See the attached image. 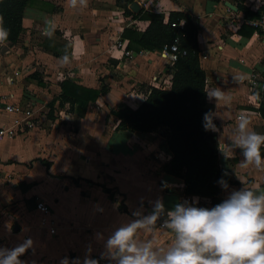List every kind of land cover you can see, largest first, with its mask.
Masks as SVG:
<instances>
[{"label": "crops", "instance_id": "obj_1", "mask_svg": "<svg viewBox=\"0 0 264 264\" xmlns=\"http://www.w3.org/2000/svg\"><path fill=\"white\" fill-rule=\"evenodd\" d=\"M132 1L137 11L163 16L168 12L188 14L196 26L199 52L205 56L198 61L205 74V91L220 89L224 93L223 99L209 101L205 96V100L206 113L214 117L218 129L214 131L217 145L223 144L222 151L230 157L225 160L218 154L221 173L225 168L230 173L224 177L229 188L219 185L218 193L206 202L207 207L221 202L233 189L256 185L264 189V169L241 168L243 157L238 149L230 150L228 139L240 114L248 116L250 129L264 133V120L247 102L249 76L254 74L260 80L264 69V36L256 29L246 34L255 18L248 19L237 9L227 10L225 3L235 7L236 0ZM242 4L256 11L264 6V0H243ZM133 19L137 30L146 27V20L122 14L115 0H88L87 7L75 8L68 0H30L23 9L17 41L0 43L4 47L0 78L3 69L25 68L26 75L35 72L45 83L38 87L26 75L17 78L15 86L0 80V95L25 89L48 101L59 93L60 74L85 88H106L87 102L81 116L67 112L66 104L59 106L54 101L52 117H46L37 130L18 134L17 145L13 141L16 135L0 138L9 141L7 147L0 148L6 153L0 154V246L11 248L31 239L38 255L34 262L30 247L20 256L24 264H60L64 257L69 258V264H77L75 258L82 264L89 251L100 259L107 237L118 227L150 214L157 198H162L166 213L185 195L181 179L163 168L170 154L167 160L154 155L164 141V128L144 133L115 129L117 119L111 110L136 108L143 98L138 84L164 81L166 88L172 74L167 54L142 50L131 51L126 57L112 48L118 31ZM65 55L67 63L62 59ZM5 117H1L0 125L8 122ZM260 151L264 157V145ZM236 176L245 183L242 185ZM104 188L110 190V196ZM34 196L48 204L56 219L54 234L40 227L46 241L39 240L44 235L38 237L35 230H27L40 229ZM98 206L103 212L96 210ZM24 215L35 217V221L21 225L17 218ZM97 232L102 234L100 238L95 236ZM136 239L167 249L173 234L155 227L151 232L138 230ZM100 264L115 261L100 259Z\"/></svg>", "mask_w": 264, "mask_h": 264}, {"label": "trees", "instance_id": "obj_2", "mask_svg": "<svg viewBox=\"0 0 264 264\" xmlns=\"http://www.w3.org/2000/svg\"><path fill=\"white\" fill-rule=\"evenodd\" d=\"M243 0H236L235 7L248 19L257 18L264 9L251 11L242 4ZM30 0H0V24L8 30L5 43L13 44L21 33V18L23 9ZM132 0H115V5L122 8V14L147 21L146 27L139 31L132 25L122 28L120 38L126 40V48L133 52L140 50L159 51L164 43H168L178 36V49L184 50L178 54L171 64L172 74L166 88L153 87L145 83L137 85L143 95L136 108L125 106L111 110L116 117L115 129L134 131L139 133L164 128L166 135L160 143V149L170 154L164 164L165 172L181 179L182 192L185 195H197L212 199L219 190L217 181L222 173L218 165L217 142L214 131H205L203 116L206 113L205 74L199 66V49L196 42V26L190 16L184 12H168L166 16L145 10L131 12L127 5ZM183 20L181 28L171 27L170 23ZM244 24H241L242 28ZM255 27H247L246 34H250ZM4 47L0 46V52ZM32 72L25 76L32 79L37 86L45 83ZM258 83L257 112L264 120V69L260 72ZM59 93L46 102L48 112L46 117H52V104L57 101L59 106L67 105V112L74 111L81 116L85 105L93 100L98 92L106 90L101 85L98 90L85 88L68 78L58 83ZM43 164V160H39ZM47 166V164H44ZM110 196V190L104 188Z\"/></svg>", "mask_w": 264, "mask_h": 264}, {"label": "clouds", "instance_id": "obj_3", "mask_svg": "<svg viewBox=\"0 0 264 264\" xmlns=\"http://www.w3.org/2000/svg\"><path fill=\"white\" fill-rule=\"evenodd\" d=\"M70 7H87L88 0H68ZM50 34V33H49ZM8 30L0 24V43L6 42ZM65 63L68 57L63 58ZM242 79V77H241ZM209 101L224 98L220 89L205 91ZM210 112L203 116L205 131H217ZM247 115L240 114L229 136L230 150H239L243 159L241 168L255 166L264 169V157L261 146L264 145V133L250 129ZM222 157H229L220 150ZM228 169H222L217 183L225 190L229 184L224 177L229 176ZM243 185L245 181L236 176ZM143 197L140 198L141 205ZM199 198L193 197L175 203L166 213L162 198H157L150 214L124 224L113 231L104 243L105 252L100 259L115 261V264H264V189L259 185L253 188L233 189L225 199L212 207L199 206ZM103 212L102 207H97ZM139 216V213H133ZM162 215L163 227L173 234L167 249L154 248L151 241L138 242V230L151 232ZM97 238L101 233L95 234ZM32 245L31 239L15 247L0 246V264H24L20 260ZM100 259L86 252L82 264H100ZM81 264L79 258H75ZM60 264H69L64 257Z\"/></svg>", "mask_w": 264, "mask_h": 264}, {"label": "built area", "instance_id": "obj_4", "mask_svg": "<svg viewBox=\"0 0 264 264\" xmlns=\"http://www.w3.org/2000/svg\"><path fill=\"white\" fill-rule=\"evenodd\" d=\"M227 10H229L228 7ZM135 23L136 21L134 19L130 20L129 25L127 26L132 25L135 27ZM250 23L256 28L259 34L264 36V9L261 10L258 13V17L254 20H251ZM170 26L181 28L183 26V20L179 19L176 22H172L170 23ZM120 33L121 31H118V35L113 39L112 48L120 50L122 55L130 57L131 51L126 48V40L119 37ZM67 41L68 44H70V41ZM138 52L141 53L142 50ZM159 52L167 54L168 62L170 64L173 63L178 54L183 55L185 53L184 50L178 49V36L176 35L170 42L164 43L161 46ZM204 57L205 56L202 53H198V61L200 59H204ZM25 75V68H16L13 70L5 69L0 80L3 82V84H12L15 86L18 85L17 78H20V76L23 77ZM58 78L61 80L67 78V76L60 74V77ZM258 83L259 79H257L254 74H251L246 84L247 102L253 107L257 114L258 97L256 93L258 92ZM166 84L167 82L165 83L164 81H155L150 86L165 88ZM40 100L41 99H39L37 95L34 97L29 95L27 92H25V89L18 91V93L6 92L0 95V112L8 118V122L5 125H0V138H11L18 134L27 133L30 130H37L40 123L45 120L46 113L48 112V108L46 106L47 101L41 100V102ZM238 117L239 115L236 116L237 119ZM222 148L223 144L217 145L218 154H221L219 149L222 150ZM154 155L163 160H167L169 158V153L162 149L156 151ZM193 197L199 198V206L207 207L206 202L209 198L200 197L197 195H184L179 202H183L185 199L191 201ZM34 206L35 209L40 213L39 226L45 229L49 235L54 234L56 228V219L55 216L51 214L48 204H46L39 197L34 196ZM164 219H166V216L157 221L155 227L159 229H166L162 225Z\"/></svg>", "mask_w": 264, "mask_h": 264}, {"label": "rangeland", "instance_id": "obj_5", "mask_svg": "<svg viewBox=\"0 0 264 264\" xmlns=\"http://www.w3.org/2000/svg\"><path fill=\"white\" fill-rule=\"evenodd\" d=\"M0 54H1V52H0ZM8 69V68H7ZM4 71H5V69H3L2 70V72H1V75L4 73ZM26 81V80H25ZM27 82V81H26ZM33 82V81H32ZM38 87H40V86H38ZM25 92H27L29 95H31V96H36L37 95V93H31L30 91H28V90H25ZM47 92H48V90H47ZM47 94V93H46ZM41 101V100H40ZM42 102V101H41ZM4 115L0 112V121H2V119H1V117H3ZM4 118H6L5 116H4ZM18 138V136L16 135V137L14 138V143H16L17 142V139ZM3 140V141H2ZM1 141H0V148H5V147H7L8 145H9V141H8V139H2ZM10 144H11V142H10ZM16 145H17V143H16ZM24 147H26L25 145H24ZM31 147V146H30ZM16 148H18V147H16ZM19 149V148H18ZM25 150V149H24ZM29 150H30V148H29ZM0 154H6V153H2L1 151H0ZM8 155V154H7ZM36 171V170H35ZM35 174V173H34ZM36 175H37V171H36ZM33 199V201H34V197L32 198ZM17 220H19V223L21 224V225H23L24 223H27L28 225H30V224H32V221H35V217L34 218H32V217H29V215H24L23 217H19V218H17ZM2 226H3V222H0V229L2 228ZM39 228H40V226H39ZM28 230V232H30V231H34L35 230V233L37 234V236L38 237H40V236H43L42 238H40L39 240H41V241H46L47 239H46V237H45V233H44V230L43 229H38V228H34V227H31V229H27ZM23 231V230H22ZM26 231V230H25ZM25 231H23V233L25 234ZM48 235V234H47ZM19 236H20V234H19ZM21 236H23V234H21ZM34 244V243H33ZM42 247V244H39V247H38V249H40ZM36 252H37V249H35V248H33V247H31V251H30V254H31V256H32V258H33V260H34V262H35V258L37 257V255L38 254H36Z\"/></svg>", "mask_w": 264, "mask_h": 264}, {"label": "water", "instance_id": "obj_6", "mask_svg": "<svg viewBox=\"0 0 264 264\" xmlns=\"http://www.w3.org/2000/svg\"><path fill=\"white\" fill-rule=\"evenodd\" d=\"M225 5H226L229 9H232V10H235V9H236L233 5L228 4L227 2L225 3ZM128 8H129L132 12H136L137 9H138V6H137V4H136L135 1H132V2L128 5ZM13 230L16 231V230H17V227L15 226V227L13 228Z\"/></svg>", "mask_w": 264, "mask_h": 264}]
</instances>
